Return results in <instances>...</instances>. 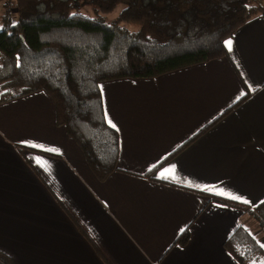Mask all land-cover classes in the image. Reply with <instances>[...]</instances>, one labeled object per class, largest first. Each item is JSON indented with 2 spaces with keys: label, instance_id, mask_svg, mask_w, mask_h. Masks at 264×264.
I'll use <instances>...</instances> for the list:
<instances>
[{
  "label": "crops",
  "instance_id": "obj_1",
  "mask_svg": "<svg viewBox=\"0 0 264 264\" xmlns=\"http://www.w3.org/2000/svg\"><path fill=\"white\" fill-rule=\"evenodd\" d=\"M225 49L155 78L100 84L121 170L102 182L45 93L0 104V251L14 264H239L224 245L239 225L262 247L263 231L247 222L264 200L263 18Z\"/></svg>",
  "mask_w": 264,
  "mask_h": 264
},
{
  "label": "trees",
  "instance_id": "obj_2",
  "mask_svg": "<svg viewBox=\"0 0 264 264\" xmlns=\"http://www.w3.org/2000/svg\"><path fill=\"white\" fill-rule=\"evenodd\" d=\"M258 14L264 20V8L255 0H0V104L45 93L55 124L102 182L121 170L117 133L105 121L100 84L155 78L225 58V41ZM193 138L143 177L151 178ZM249 210L264 232V200ZM224 245L239 264L264 257L240 225ZM0 262L14 264L1 251Z\"/></svg>",
  "mask_w": 264,
  "mask_h": 264
},
{
  "label": "rangeland",
  "instance_id": "obj_3",
  "mask_svg": "<svg viewBox=\"0 0 264 264\" xmlns=\"http://www.w3.org/2000/svg\"><path fill=\"white\" fill-rule=\"evenodd\" d=\"M256 2H258L257 0H255ZM114 15H116V11L114 12V14L113 15H111V16H109V18H111V17H114ZM251 217H249L248 218V222L247 223H249L252 227H253V229L256 231L257 230V226L258 227H260V224H259V222H258V219H256L255 218V216H256V213H251ZM262 231V230H261ZM261 235H262V237L260 238V239H258V240H263L264 239V232H261L260 233ZM262 243V242H261ZM263 245H262V247H263V249H264V243H262ZM252 260V259H251ZM261 260V261H260ZM260 261V263L259 264H264V259H261V257H260V259L256 262V264L258 263ZM1 263V262H0Z\"/></svg>",
  "mask_w": 264,
  "mask_h": 264
},
{
  "label": "snow or ice",
  "instance_id": "obj_4",
  "mask_svg": "<svg viewBox=\"0 0 264 264\" xmlns=\"http://www.w3.org/2000/svg\"><path fill=\"white\" fill-rule=\"evenodd\" d=\"M227 44H228L229 47H231V41H228Z\"/></svg>",
  "mask_w": 264,
  "mask_h": 264
}]
</instances>
